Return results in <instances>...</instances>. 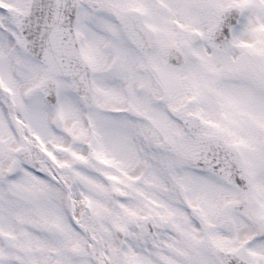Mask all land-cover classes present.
Listing matches in <instances>:
<instances>
[{
	"label": "rangeland",
	"instance_id": "1",
	"mask_svg": "<svg viewBox=\"0 0 264 264\" xmlns=\"http://www.w3.org/2000/svg\"><path fill=\"white\" fill-rule=\"evenodd\" d=\"M156 2L80 0L76 29L95 75V106L85 107L72 85L58 80L54 109L39 91L46 68L26 53L11 13L27 11L29 0H0V264H126L130 257L139 264H221L211 243L246 260L254 253L264 264V0ZM230 6L242 10V20L232 47L218 54L207 37ZM131 8L157 35L151 66L117 23ZM175 50L184 55L180 66L167 62ZM111 113L134 122L128 156L139 164L119 172L129 202L101 184L86 155V143L92 152L107 148L98 127L119 121ZM192 113L204 121L203 135L239 150L249 195L195 165L199 143L183 124ZM21 147L30 162L18 158ZM244 204L249 211H232ZM227 219L232 232L220 228ZM124 237L130 255L120 261Z\"/></svg>",
	"mask_w": 264,
	"mask_h": 264
},
{
	"label": "water",
	"instance_id": "2",
	"mask_svg": "<svg viewBox=\"0 0 264 264\" xmlns=\"http://www.w3.org/2000/svg\"><path fill=\"white\" fill-rule=\"evenodd\" d=\"M78 9L77 0H33L30 13L17 14L15 17L18 28L26 40L28 52L48 68V77L41 86V92L52 105L56 104L55 79L58 77H64L73 83L85 105L93 104L91 70L82 59L73 34ZM240 16L236 8L223 12L209 36V43L213 49L223 52L229 46L231 28L237 25ZM119 21L136 47L145 53L154 51L156 40L145 29L138 13L128 12ZM172 61L180 64L182 56L177 53ZM185 124L195 136L200 134L201 124L197 118L191 117ZM19 155L25 162L30 159L25 149L20 150ZM196 163L202 169L224 177L230 184L244 192L249 189L238 154L217 138L201 139ZM223 227L229 230L230 224L225 223ZM230 258L234 264L237 263L238 258L234 256Z\"/></svg>",
	"mask_w": 264,
	"mask_h": 264
},
{
	"label": "bare ground",
	"instance_id": "3",
	"mask_svg": "<svg viewBox=\"0 0 264 264\" xmlns=\"http://www.w3.org/2000/svg\"><path fill=\"white\" fill-rule=\"evenodd\" d=\"M7 97V95H6ZM111 117L119 120L117 123L107 121L101 124V127L99 129V132H105L107 138L109 140H106L103 142V146L107 147L105 150H97L95 152V159L91 158L92 151L90 150V144L86 143V155L89 157V161L92 162L94 166H97L101 171V184L109 187H116L118 189H114L113 192L117 193L118 197H120L122 200L125 201H132V194L130 192V195H128L125 191V188H123V184L121 183V176L119 175L120 168L124 166L126 169H132V166L134 164L137 166L139 164L137 157L128 156V149L132 146V128L134 126V122L129 120L128 118L124 116H118V115H111ZM110 118V117H109ZM114 121V120H111ZM116 121V120H115ZM120 121H123L120 123ZM96 133V131H95ZM100 141L99 139H97ZM131 141V143H130ZM97 142V141H96ZM110 150L117 152L119 154V157L113 156V159L111 158ZM59 154L62 156L63 154H66L64 149L57 150ZM126 155V156H125ZM129 158L133 160H129ZM37 161L39 158L36 156ZM137 159V160H136ZM99 161H102L103 164H101ZM134 161V164H133ZM114 172V175L111 174V179H107L108 175L111 172ZM38 175H41V172L37 171L35 172ZM118 173V175H117ZM122 175V174H121ZM100 177V175H99ZM129 193V192H128ZM37 204V203H36ZM35 207H39V205H36ZM22 214L25 216V223H27V210H23ZM75 219V217H73ZM14 239L17 238L16 236L13 237Z\"/></svg>",
	"mask_w": 264,
	"mask_h": 264
},
{
	"label": "flooded vegetation",
	"instance_id": "4",
	"mask_svg": "<svg viewBox=\"0 0 264 264\" xmlns=\"http://www.w3.org/2000/svg\"><path fill=\"white\" fill-rule=\"evenodd\" d=\"M200 261H201L200 264H206L204 260L200 259ZM135 263H136V262H135ZM172 264H173V263H172ZM175 264H177V263H175ZM182 264H185V263H182Z\"/></svg>",
	"mask_w": 264,
	"mask_h": 264
}]
</instances>
